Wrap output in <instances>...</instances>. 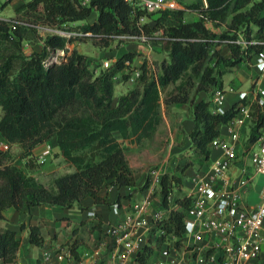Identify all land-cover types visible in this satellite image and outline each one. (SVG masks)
Segmentation results:
<instances>
[{"label":"trees","instance_id":"obj_1","mask_svg":"<svg viewBox=\"0 0 264 264\" xmlns=\"http://www.w3.org/2000/svg\"><path fill=\"white\" fill-rule=\"evenodd\" d=\"M181 1V0H180ZM195 7L198 17L183 19L184 9H164L148 12L156 15L152 22H139L146 15L141 8H133L125 0H89L84 5L79 0H28L15 11L33 12L35 20L48 25L63 26L67 21L80 20L79 29L90 31L86 37L98 45H108L122 34H137L142 29L151 45H161L168 50V59L160 62V71L153 76L146 63L141 64L137 76L141 86H135L114 97L116 73L134 57L131 50L118 55L112 69L94 73L89 57L75 47L69 49L66 42L73 37L47 33L41 49L21 54L17 49L25 37L27 26L15 18H0V132L11 142L19 145L18 154L24 158L26 167L37 166L32 149L39 143L55 138L62 157L74 164L75 169L56 175L52 184L45 185L31 174L12 163L13 154L6 152L0 158V219L8 206L17 208L39 204L69 207L90 196L104 201L99 190L106 184L131 186L135 183L133 168L125 153V146L118 137L134 136L136 140L152 135L161 118L162 92L173 84L164 95V101L192 103L194 126L188 133L192 158L177 170L161 174L158 190L161 204L166 206L168 195L174 192L177 204L168 215L153 227L163 232L156 242H146L138 251L132 264H151L158 252L160 242L172 234L178 239L184 234V217L191 206L192 196L182 193L183 171L190 164L200 167L210 157V142L219 134V125L227 123L236 113L235 103L224 113L209 109V100L195 95L203 90L211 92L221 86L222 74L241 61H250L260 47V42L245 46L238 30L245 32V40L264 37V0H207ZM96 10V17L90 15ZM207 22L224 24L225 29L216 32ZM255 29V30H254ZM158 33H157V31ZM225 43L229 55L217 47ZM65 49V57L44 66L42 60L48 49ZM19 59L17 67L15 60ZM224 65V67H222ZM189 86H194L189 94ZM81 110L68 114V106ZM250 131L248 145L255 141L263 124V111L255 103L250 104ZM3 157H8L5 161ZM145 182L143 187H146ZM23 225V224H21ZM28 239L41 244L40 227L29 224ZM20 239L16 231L0 226V259L14 262ZM73 254L75 245L71 246Z\"/></svg>","mask_w":264,"mask_h":264},{"label":"built area","instance_id":"obj_2","mask_svg":"<svg viewBox=\"0 0 264 264\" xmlns=\"http://www.w3.org/2000/svg\"><path fill=\"white\" fill-rule=\"evenodd\" d=\"M86 5L89 0H79ZM133 8H141L148 12H158L164 9L183 8L180 0H125ZM207 0H201V6H207ZM146 15L139 16V22ZM66 23H63V26ZM50 33H56L66 38L73 39L78 35H88L90 31L81 29H66L57 26H46ZM137 34H122L120 37L140 39L147 41L144 31ZM236 40L245 46L247 42H260L261 47L255 51L251 62L256 69L264 74V37L258 40ZM69 40L66 42L68 43ZM67 47V46H66ZM68 48V47H67ZM60 54V57L56 54ZM65 49L57 48L55 53L47 54L42 60L44 66L63 59ZM104 66H109V61H103ZM140 70L135 69L136 76ZM229 89H233L230 85ZM226 90L216 86L212 90L210 100L213 103L212 112L224 113L228 109L225 105ZM255 102L264 114V87H250L238 91L235 101L236 113L226 123L227 138L216 136L210 142L211 147H218L221 153L209 160L204 170H197L191 176L193 190L191 206L184 217V235L189 236V249L191 257L186 258L177 251L172 234L163 239L164 244L152 264H251L262 252L264 243V186L261 189L259 202L248 208L244 204V194L255 175H260L264 185V116L258 138L248 145L246 127L250 120V104ZM9 141L0 132V158L9 150ZM242 147L241 154L237 146ZM50 153L47 143L35 161L40 163L44 155ZM240 154L242 160L238 173L231 172V166ZM1 165V161H0ZM160 169L152 170L149 185L159 187L161 178ZM150 205V206H149ZM118 203H112V209L118 213ZM131 210L122 217L110 223L105 232L112 238L113 248L110 259L102 264H132L133 259L147 242V233L152 231L158 222L166 217L171 207L166 205L151 206L147 199H136L131 203ZM94 214V211H89ZM141 229V230H140ZM158 234L163 232L159 228ZM174 238V239H173ZM179 244V243H178ZM68 251L53 247H45L42 251L41 264H58V260L66 258ZM95 255H100V247L93 250ZM17 264H28L17 262Z\"/></svg>","mask_w":264,"mask_h":264},{"label":"crops","instance_id":"obj_3","mask_svg":"<svg viewBox=\"0 0 264 264\" xmlns=\"http://www.w3.org/2000/svg\"><path fill=\"white\" fill-rule=\"evenodd\" d=\"M26 1L28 0H17L16 3H12L14 8L13 13L16 7L22 3H25ZM8 2H13V0L0 1V14L1 11L5 10ZM13 13L4 16L0 15V18H12ZM96 14V10H93L90 15V20L95 18ZM226 46L228 48L227 44ZM111 59L114 60L115 57ZM244 62L245 61L238 62L237 64L231 66V68L239 67L240 64H243ZM250 65L251 68L243 67L240 71L236 69L233 70V74L235 75L231 77L229 83H227L228 81L223 80V77L227 73L228 69L222 74L221 86L226 90L225 105L227 108L231 107L235 103L239 90L257 86L264 87V74L260 73L251 61ZM115 84L114 97L117 98L119 94L125 93L126 89L119 92L118 85L120 84H116V89ZM230 85L233 86V89H229ZM211 94L212 91L206 92L201 90L195 95V100L207 98L209 100V109L212 111L213 103L210 100ZM192 106L193 105L189 99L184 102H173L172 104H168L162 102L161 97V118L152 135L143 137L140 140H136L134 136L128 138L118 137V140H122L123 145L126 147L125 153L133 169L134 164L130 159L131 157H129V155L134 152L132 147H134V145L137 146L140 142H142L143 139H151L153 136H157L159 134L161 135L157 139L156 148H158L160 151L166 145L164 149V158H169L167 162L169 167L166 168L165 165L162 167L159 166L161 173H164L165 171H175L174 163L176 161L182 160L181 156H183V154L188 153L193 155L192 149L190 147V139L188 136V133L194 126ZM219 130L218 137H228L226 123L220 124ZM246 130L247 134H249L250 121H248ZM163 133L167 134L164 136ZM14 143L15 142H11L9 146L12 147ZM47 143L50 145V153L44 155L42 158L43 161L40 163L37 162V166H35L33 169H28L26 167V158L20 156L19 154L13 155L11 160L12 163L23 169L27 174L34 176L37 180L41 181L45 185H49L46 184L45 181L49 178L50 172L54 173L52 174L54 177L75 169L74 165L70 162H62V159L64 158L59 152V146L54 137L37 144L32 149L35 158H37ZM10 147L9 150H11ZM241 151L242 147L238 145L237 152L241 154ZM220 153L221 151L218 147H211L209 159L205 161L200 167H197L195 164H190L185 168L183 172L186 173L187 178L184 179L182 183L183 186L181 185V188L185 190V193H189L193 190V182L191 180L192 174L197 170H204L207 167L209 160L218 156ZM240 154L231 166V172L233 173L239 172L240 164L242 162L240 159ZM137 155L136 161H140L142 156H139L138 153ZM176 157L179 158L177 159ZM133 172L135 176L134 185L120 187L112 183L104 185L99 190V194L104 198V201L97 202L92 197L86 196L81 200L80 203H74L69 207L56 204H39L23 208H17L14 206L6 207L3 210V218L0 219V226L15 230L16 236L20 239V244L16 252L15 261L6 262L0 259V264H17V262L20 261L28 264H41L42 251L47 246L65 249L68 251L66 258L63 260H58V264H102V261H108L110 259V251L113 248V242L112 238L106 234L105 228L110 223H113L122 217L127 211L131 210V203L136 199L138 200L145 198L149 201V204H151L152 207L156 205L155 198L153 197L152 193L157 189V187L152 188L149 183L146 187H143L144 184L141 185L143 178L137 179L134 170ZM52 179H50V181H52ZM263 186V180L261 179L260 182L259 176L255 175L243 197L246 207L253 208L259 202L261 189H263ZM173 196L174 192L170 193L168 195L167 201V205L170 206L171 209L177 206ZM114 201H116L119 205L118 213H115L112 209V203ZM158 203H161V197L160 201L158 200ZM89 211H94V214H90ZM29 224H36L40 227L41 234L43 235L41 244L37 245L29 242ZM157 236V231H150L147 233V242L150 244L155 243ZM174 240L176 241L177 239ZM189 241V236L183 234V236L179 238V244L176 246L177 251L186 258L191 257V250L188 248ZM73 244L75 245V254H73L71 250V246ZM163 244L164 241L162 240L159 244L158 252L156 253L155 258L157 257L159 249ZM96 246L100 247L101 254L99 256L93 253V250ZM251 264H264V249L258 258L253 260Z\"/></svg>","mask_w":264,"mask_h":264},{"label":"rangeland","instance_id":"obj_4","mask_svg":"<svg viewBox=\"0 0 264 264\" xmlns=\"http://www.w3.org/2000/svg\"><path fill=\"white\" fill-rule=\"evenodd\" d=\"M0 1H4V0H0ZM197 1H200V0H181L180 5L183 7L185 11L183 14V19L188 21V20H193L198 17V12L197 10H195V7L190 6L193 3H197ZM16 2L17 0H13V2H8L5 10L1 11L0 15L4 16V15H9L13 13L14 8H13L12 3L14 4ZM33 12H36V11L30 10V12L22 11L18 13L14 10V13L12 15V18L16 19V21L14 22H19L20 24H24L25 26H27L24 31L25 37L22 39L20 43V47L17 49V51H19V53L21 54H29L33 50L41 49L44 44L43 42L44 37L47 35V33H50L49 31H47V29H45V27L53 26V25L45 24L41 21L33 22L35 20L34 16L32 15ZM154 17H156V15H151V14L146 13V16L144 17V20L142 22L144 21L152 22ZM207 24L209 25V27H211L212 30L216 32H220L223 29H225L224 24L216 25L215 23H211V22H207ZM80 25H81V21L75 20V21H67L66 24L62 27L66 29H75V28L79 29ZM241 29L242 28L238 30V34L241 37H245L246 34ZM249 36L251 38H256V36L254 35V31L251 32ZM4 46H5L4 43H0V50L1 49L3 50ZM66 46L69 49H72L73 47H75L78 51L85 53L90 59L89 66L91 69H93L94 73H98L101 69H112L113 63L120 53L127 51V50L133 51L134 52L133 59L127 62L126 66L122 68L121 70H119L115 75L116 84H120L118 85L119 92L124 89H126L127 91L130 88L135 87V86H138V87L141 86L140 81H138L137 79L138 75L136 76V74L134 73L135 69L141 70L140 68L141 64L146 63V66L148 68V73L155 76L160 71L161 60L164 58L168 59V50L162 47L161 45L153 46L150 43V46H149L147 41H142L140 39H134V38L130 39L127 37L116 38L112 40L108 45L103 46V45H98V44L93 43L92 39L89 37H86V35H78L77 37H75L74 39L66 43ZM217 47L220 49V51L224 55L229 54V49L227 48L225 43H221ZM50 53L54 54L55 50L48 49V54ZM57 55L58 57H60V54H57ZM114 57L115 59L112 60L111 58H114ZM106 60L109 61V66L103 65V61H106ZM250 61H245L243 64H240V66L236 68H231V67L227 68L225 66V69H228V70H227V73L224 75L223 80L228 81L227 83H229L230 82L229 80L231 79V77L235 75L233 74L234 73L233 70L235 69L240 71L243 67L251 68ZM18 63H19V59H16L15 67H17ZM222 67H224V65ZM116 84H115V89L117 88ZM172 87H173V84H169L168 87L162 92L161 94L162 102H165L164 95L166 92L170 91ZM193 89H194V86H189V90H188L189 94H192ZM170 103L172 104L173 102H170ZM79 110H81V108L77 107L76 105H73V106H68L66 109V112L70 114V113H73L74 111L80 112ZM166 134H164V136ZM160 135L161 134L157 136H153L151 139H145V140L143 139L142 142H140L137 146L134 145V147H132L134 152H132L129 155V157H131L130 159L132 163L134 164L133 170L135 171L136 178L137 179L143 178V182L141 185H143L145 182L149 183L150 177H151L150 174L153 169L154 170L160 169L159 166L162 167L163 165H165L166 168L169 167V164H167L169 158H164L165 156L164 149L166 145L160 151L158 150V148H156L157 139L158 137H160ZM120 142L122 143V140ZM10 149L11 150H9V153L13 155H17L18 152L20 151L19 150L20 147L17 143H14V145H12ZM137 153L139 154V156H142L140 161H136L137 156H138ZM189 157L192 158V155L185 153L183 154V156H181L182 160L176 161L174 163V169L177 170V173L179 172L182 164H184L187 161V159H189ZM7 158L8 157H3V160L5 161ZM176 158L178 159L179 157H176ZM65 161L67 160L62 159V162H65ZM52 174L54 173L50 172L49 178L45 181L46 184H50V185L52 184V181H50V179H52L53 177ZM55 174H58V173H55ZM183 175H184V179H186L187 175L185 172H183ZM257 176H259L260 182H261L260 175H257ZM182 183L180 184V190L182 193H184L185 190L181 188V185L183 186ZM152 195L155 198L156 206L159 205L160 203H158V200L160 201V193H159L158 187L152 193Z\"/></svg>","mask_w":264,"mask_h":264}]
</instances>
